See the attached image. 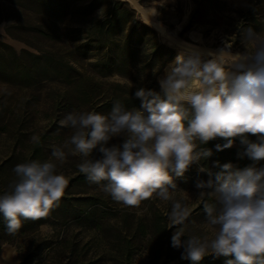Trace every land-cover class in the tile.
I'll use <instances>...</instances> for the list:
<instances>
[{
  "label": "clouds",
  "instance_id": "clouds-1",
  "mask_svg": "<svg viewBox=\"0 0 264 264\" xmlns=\"http://www.w3.org/2000/svg\"><path fill=\"white\" fill-rule=\"evenodd\" d=\"M246 52L230 55L225 62L218 53L196 52L187 60L176 58L160 80L163 96L140 88L135 92L140 108L127 110L116 102L108 115L94 111L71 112L60 121L74 130L68 143L72 154L85 159L78 165L87 181L101 185L113 201L125 207H139L158 195L168 199L176 184L170 174L182 176L211 149L199 148L216 138L217 151L231 148L240 138L245 155L264 160V33L248 28L243 34ZM123 143H110L125 136ZM258 137L257 142L247 139ZM38 143L39 138L32 137ZM199 142V145L197 144ZM199 149V150H198ZM98 159H87L93 151ZM52 157L65 160V153L54 149ZM216 165L221 171L209 172L207 181L196 188L215 198L205 204L207 222L215 229L211 240L175 232L174 248H183L181 258L199 264L206 255L231 257L226 264H264V167L233 170L231 163ZM52 160L17 164L16 180L0 195V214L7 231L15 233L22 220H38L49 215L65 194L69 180L56 172ZM200 171H207L200 168ZM177 223L182 222L177 220Z\"/></svg>",
  "mask_w": 264,
  "mask_h": 264
},
{
  "label": "rangeland",
  "instance_id": "rangeland-1",
  "mask_svg": "<svg viewBox=\"0 0 264 264\" xmlns=\"http://www.w3.org/2000/svg\"><path fill=\"white\" fill-rule=\"evenodd\" d=\"M122 1L134 9L140 21H144L143 23H147L155 30L159 41L171 48L175 56L185 51L187 44L207 50L226 48L233 55L246 52L247 42L241 48L232 47L226 42L223 25L213 28L207 26L186 28L194 8L193 0ZM219 1L220 15L224 19H234L237 12L244 10L255 0ZM256 13L261 22H264V7H260ZM24 16L17 6L0 0V164L10 162L5 174L11 181L16 178L13 169L17 164L33 160L40 162L52 160L57 165L56 172L65 175L69 180L62 200H67L69 211L77 209V214L74 216L68 214L58 219L56 217H60V210L56 206L55 218H50L48 224L41 226L36 234L2 247L0 264H20L32 245L42 239H53L60 232V225H66L68 228V238L76 235L77 241L90 242L87 259L103 258L104 262L99 264H112L105 261L117 258L119 253L115 249L124 242L129 246L128 264H192L190 260L181 258L183 248H174L171 237L177 231L183 234L182 240L189 236L208 240L214 237L215 229L207 222L204 205L215 204V198L210 196L207 190L201 194V190L195 186L197 181L209 179L205 171H200L201 167L194 164L182 176L171 172L176 188L169 189L168 199L153 195L152 198L144 200L139 207H125L113 201L102 190V184L107 183L106 181L101 182V185L89 183L78 168L85 158L79 154H72L74 146L68 143L74 130L61 126L60 121L73 111H94L108 115L111 110L89 109L83 103L77 102L74 96L71 99L74 98L72 102L75 107L66 108L68 86L56 78L45 80L39 76L29 81L16 78L18 73L16 64L9 56V49L3 48L1 43L16 54L22 49L33 52L5 32L6 26H10L17 18L23 19ZM224 19L223 22L226 21ZM163 32L173 34L180 40V44L174 46L168 43L162 35ZM17 35L23 39L30 37L23 33ZM203 58L210 57L204 55ZM167 64L168 62L157 76L159 86L160 80L166 75ZM96 80L103 82L104 85L100 89L101 92L107 93L106 95L115 92L113 84L124 83L115 76ZM106 95L94 103L98 105ZM33 136L39 138L38 143L33 141ZM124 139L126 134L114 138L110 143L120 145ZM232 147L236 145L233 144ZM54 149L64 151L66 158L63 163L52 157ZM99 156V152L94 150L87 159L94 160ZM84 199L89 200L81 203ZM177 220L182 222L177 223ZM95 226L100 229H94ZM50 257L52 256L39 259V264H46ZM230 258L209 254L199 264H226V260ZM34 263L36 261L28 264Z\"/></svg>",
  "mask_w": 264,
  "mask_h": 264
},
{
  "label": "trees",
  "instance_id": "trees-1",
  "mask_svg": "<svg viewBox=\"0 0 264 264\" xmlns=\"http://www.w3.org/2000/svg\"><path fill=\"white\" fill-rule=\"evenodd\" d=\"M17 6L25 15L17 18L10 26L5 27L6 34L14 40L23 43L27 50L18 54L7 45L11 60L16 64L19 80L29 81L39 76L45 80L56 78L68 86L66 108H74L72 102H77L92 108L112 110L116 102L127 110L140 108L141 100L135 92L144 88L152 90L161 96L163 92L157 83V76L167 62L174 58L171 48L161 43L155 30L140 21L134 9L122 0H2ZM194 8L189 16L186 28L207 26L210 28L224 26V37L232 47L241 48L246 42L243 34L248 28L258 33H264V22L257 17V11L264 7V0L251 2L244 10L237 12L236 17L223 18L220 15L219 0H193ZM223 19L226 20L223 22ZM17 33L30 36L23 39ZM39 69V70H38ZM38 70V71H37ZM115 76L124 83L113 84L114 93L101 92L104 84L96 78L105 79ZM106 97L98 105V98ZM247 139L257 142L258 137L248 135ZM222 138H216L199 148L211 149L212 155L202 158L198 165L214 175L221 171L216 165L231 163L233 170L249 166L264 167V160L253 161L246 156V145L236 138V147L217 151V144H224ZM199 150V149H198ZM9 161L0 164V195L10 191L9 185L15 181L6 176ZM210 178V177H209ZM89 199L81 201L87 202ZM60 217L77 214V209L69 211L67 200L58 203ZM71 208V207H70ZM55 207L49 215L38 220H22V227L15 233H9L2 214H0V251L4 245H12L16 240L37 233L38 229L48 224L50 218H55ZM62 222V221H59ZM63 224V223H62ZM60 232L53 239H42L32 245L20 264H28L39 259L50 257L46 264H99L103 258L87 259L90 242L81 243L77 236L68 238L66 225H60ZM94 229H100L95 226ZM109 247V245H108ZM110 248V247H109ZM119 254L105 262L128 264L130 259L127 242L121 243L115 249ZM38 259V260H37Z\"/></svg>",
  "mask_w": 264,
  "mask_h": 264
},
{
  "label": "bare ground",
  "instance_id": "bare-ground-1",
  "mask_svg": "<svg viewBox=\"0 0 264 264\" xmlns=\"http://www.w3.org/2000/svg\"><path fill=\"white\" fill-rule=\"evenodd\" d=\"M141 12V11H140ZM145 12V11H143ZM150 22V21H149ZM163 37L168 41V43L173 44L174 46H178L180 44V40L177 39L173 34H170L168 32H163ZM185 51L181 52L179 55L175 56L173 60H171L170 62H168L166 69L168 70L171 66H174L176 63V58L178 56H183L185 60H187L190 56H192L194 53L196 52H202L204 53L205 56H208L207 53L208 52H214V53H218L221 49H216V50H207L203 47H197L195 45L192 44H187L185 46ZM225 52L222 56V59L225 62H229L232 60V56L230 55V53L228 52V50L226 48H224Z\"/></svg>",
  "mask_w": 264,
  "mask_h": 264
}]
</instances>
